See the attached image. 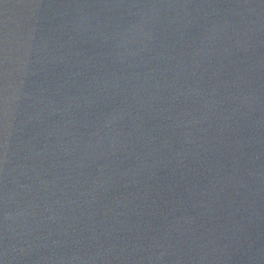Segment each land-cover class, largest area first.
Masks as SVG:
<instances>
[{
    "label": "water",
    "instance_id": "obj_1",
    "mask_svg": "<svg viewBox=\"0 0 264 264\" xmlns=\"http://www.w3.org/2000/svg\"><path fill=\"white\" fill-rule=\"evenodd\" d=\"M0 264H264V0H0Z\"/></svg>",
    "mask_w": 264,
    "mask_h": 264
}]
</instances>
